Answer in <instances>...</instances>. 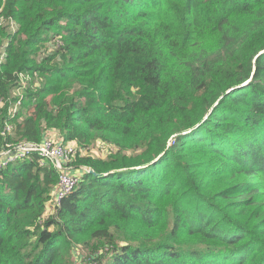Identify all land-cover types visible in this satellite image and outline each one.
<instances>
[{
    "label": "trees",
    "instance_id": "trees-1",
    "mask_svg": "<svg viewBox=\"0 0 264 264\" xmlns=\"http://www.w3.org/2000/svg\"><path fill=\"white\" fill-rule=\"evenodd\" d=\"M0 10L17 26L0 31V154L75 144L79 179L55 207L53 163L0 168V264H264V0Z\"/></svg>",
    "mask_w": 264,
    "mask_h": 264
},
{
    "label": "built area",
    "instance_id": "built-area-1",
    "mask_svg": "<svg viewBox=\"0 0 264 264\" xmlns=\"http://www.w3.org/2000/svg\"><path fill=\"white\" fill-rule=\"evenodd\" d=\"M5 100L0 97V108L5 104ZM6 130H10V127ZM171 142L169 146H171ZM78 147L75 144L63 146L56 139L48 137L40 145L23 144L14 147L7 153L0 154V168L11 165L17 161L27 159L31 154H38L45 160H50L54 167L60 172L59 181L54 195L53 205L61 207L64 199L68 197L78 185V176L70 173L71 167L68 163L77 155ZM89 172L88 168H83Z\"/></svg>",
    "mask_w": 264,
    "mask_h": 264
},
{
    "label": "rangeland",
    "instance_id": "rangeland-1",
    "mask_svg": "<svg viewBox=\"0 0 264 264\" xmlns=\"http://www.w3.org/2000/svg\"><path fill=\"white\" fill-rule=\"evenodd\" d=\"M4 28H6V29H8V30H11V31H17V26H16V24L14 23V22H7V20H6V16L5 15H3L2 14V10H0V31H4ZM48 45L46 44L45 46H43V48L41 49V46H40V50H47L48 49ZM1 52H3V49L0 51V53ZM63 146H66L67 144H62ZM103 148L102 147H100L99 148V145H94V144H92L91 145V154L90 155H92L94 158H96V157H104V156H106V153H108V149L105 151L106 153H105V155H102V153H101V150H102ZM104 150V149H103ZM0 159H2V157H0ZM48 162L49 163H51L52 164V162L50 161V160H48ZM71 168H73L72 166H70ZM115 240H117L116 239V237H115ZM95 244V242H92L89 246H86L87 247V249L90 247V246H92V245H94ZM87 251L86 250H82V252H81V254L83 255V254H85ZM110 254H113V252H110V251H108V252H106V256L107 255H110ZM88 259H89V256L88 255H85L84 256V260L87 262L88 261Z\"/></svg>",
    "mask_w": 264,
    "mask_h": 264
},
{
    "label": "water",
    "instance_id": "water-1",
    "mask_svg": "<svg viewBox=\"0 0 264 264\" xmlns=\"http://www.w3.org/2000/svg\"><path fill=\"white\" fill-rule=\"evenodd\" d=\"M89 169V172L91 173V174H93V175H97L95 172H94V170H92V169H90V168H88Z\"/></svg>",
    "mask_w": 264,
    "mask_h": 264
},
{
    "label": "clouds",
    "instance_id": "clouds-1",
    "mask_svg": "<svg viewBox=\"0 0 264 264\" xmlns=\"http://www.w3.org/2000/svg\"><path fill=\"white\" fill-rule=\"evenodd\" d=\"M169 144H170V143H169ZM82 168H88V167H85V166H84V167H82Z\"/></svg>",
    "mask_w": 264,
    "mask_h": 264
}]
</instances>
